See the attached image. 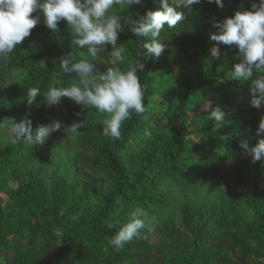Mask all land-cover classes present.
I'll return each mask as SVG.
<instances>
[{
  "label": "trees",
  "instance_id": "trees-1",
  "mask_svg": "<svg viewBox=\"0 0 264 264\" xmlns=\"http://www.w3.org/2000/svg\"><path fill=\"white\" fill-rule=\"evenodd\" d=\"M223 2L224 8L220 9L215 3L204 0L193 5L192 11L185 9V19L174 28L165 26L159 39L166 47L159 59L140 56L142 38L130 31V22L138 15L159 9L157 0H144L143 6L135 5L131 9L121 2L109 10L129 21L117 42L126 57V64L120 67L123 69L139 59L144 64L138 76L145 88L147 111L133 114L131 120L124 122L119 140L104 136L101 123L104 116L92 106L86 109L78 105L69 111L66 124L85 121L78 129L83 132L80 143L90 152L83 158V165L104 174L111 182L109 190L95 193L100 198L95 209L80 202L74 188L61 185L60 193L51 195L34 175L25 177L21 163L31 158V153L23 154L28 145L23 140L8 142L3 137L5 129H0V264H145L154 246L149 242L151 235L159 231L168 234L166 231L172 227L167 225L169 223L153 221L151 231L145 230L140 238L115 250L108 244L109 238L131 219L125 215L118 218L117 208L154 205L166 209L168 196L175 190L194 188L224 176L247 188V206L255 217L248 229L258 239L264 257V190L261 186L264 158L253 163L252 157L239 146L245 138L250 146L258 142L256 129L264 108L251 105V81L226 77L239 62L238 49L220 45L219 54L213 55L211 48L215 42L210 39L216 31V22L233 16L242 7L250 9L251 0ZM58 27L60 31L53 33L41 17V23L32 29L31 36L7 58L0 59V121L15 119L19 122L27 116L35 131L46 120L48 110L43 95L53 81L56 86L64 87L78 82L75 74L69 77L62 72L60 59L73 50L78 59H93L85 49H74L71 26L66 21L60 22ZM111 51L109 44L104 53L98 54L95 62L101 71L109 66L104 63L110 59ZM255 76L254 72L253 78ZM32 87H38L41 95L29 105L27 90ZM216 105L226 116L223 126L214 130L215 122L207 120L205 108ZM145 129L152 135L145 136ZM132 148L136 149L135 154L128 155ZM41 160L50 163L48 156ZM167 190L171 191L167 193ZM186 209L189 213L190 208ZM61 210L63 215L78 217L64 228L63 246L47 234L42 244L35 241L45 220L53 215L61 216ZM210 218L217 222H204L205 211L200 208L197 220L194 217L189 220L209 237L218 235L206 232L214 224L221 226V222L227 220L232 226L242 222L238 208L224 203L210 211ZM188 240L190 246L184 253L171 250L170 243L160 247L158 254L161 257V253L166 254L165 261L158 264L217 261L214 252L217 249L204 240V236ZM238 247L240 251L235 253L233 247L224 246L226 261L218 262L256 264L254 249L243 241Z\"/></svg>",
  "mask_w": 264,
  "mask_h": 264
},
{
  "label": "clouds",
  "instance_id": "clouds-1",
  "mask_svg": "<svg viewBox=\"0 0 264 264\" xmlns=\"http://www.w3.org/2000/svg\"><path fill=\"white\" fill-rule=\"evenodd\" d=\"M121 2L129 9L144 4V0H0V59L7 58L25 38L31 36L32 29L41 23V17L43 24L53 33L60 31L58 25L62 21L71 26L72 46L74 49H85L93 59H78L75 50L62 57V72L69 77L75 74L78 82L64 87L56 86L53 81L44 93V99L49 107L60 104L64 97L86 109L92 106L104 116L101 121L104 136L113 140L121 139L122 126L133 118V114L140 115L147 111L145 88L138 76V70H143L144 64L139 59L123 69L120 67L126 64V57L123 47H118L117 42L125 31L124 26H129V21L109 10ZM157 2L160 5L158 10H148L130 22V31L135 37L142 38L138 54L150 55L155 59H159L166 47L159 39L165 26L174 28L185 19V9L192 11L193 5L201 4L204 0ZM208 3L224 8L223 0H208ZM214 27L216 31L210 35L211 41L215 42L211 48L212 54H219L220 45L238 49L236 59L239 62L231 68L228 74L230 80L251 81V105L257 109L264 108V0H251L250 9L242 7L233 16L216 22ZM109 44L112 46L108 54L110 59L104 63L109 66L101 71L95 61ZM39 95L38 87L29 88L27 103L32 105ZM205 111L208 113L207 120L215 122L214 130L223 126L226 112L219 105L205 108ZM84 124L85 121L74 122L65 131L79 133L78 129ZM62 127V122L53 120L34 131L33 122L27 116L19 122L15 119L0 121V129H6L13 142L23 140L30 146L44 144L52 133ZM144 134L151 136L152 132L145 129ZM256 137L258 142L254 146H250L247 138L241 140L239 145L245 154L252 157L253 163L264 158V115H261ZM59 214L62 216L63 210ZM130 215L131 219L108 240L115 250L140 238L145 230H152L153 218L145 208L136 207ZM71 219L77 220L78 217Z\"/></svg>",
  "mask_w": 264,
  "mask_h": 264
},
{
  "label": "rangeland",
  "instance_id": "rangeland-1",
  "mask_svg": "<svg viewBox=\"0 0 264 264\" xmlns=\"http://www.w3.org/2000/svg\"><path fill=\"white\" fill-rule=\"evenodd\" d=\"M173 50V49H170ZM165 51V50H164ZM177 70L176 68H174ZM227 79L230 76H226ZM78 106L74 101H67L62 98V102L58 105L49 107L47 105V117L43 125L50 123L53 120L62 122L64 127L59 131L54 132L50 135L48 140L44 144H36L33 146H26L23 150V154H32L31 158L26 162H22L21 169L24 172V176L34 175L44 185L49 194L54 195L60 193L61 185L74 188L77 198L83 204L96 208L100 203L99 196L95 195L96 192H103L111 188L110 180L100 172L93 171L91 168H87L83 165V158L89 156L87 149L80 143V136L83 132L78 130L79 133H73L70 130L65 131V128L70 127L65 123L69 111L75 109ZM39 127V126H37ZM36 127V128H37ZM3 137L12 141L13 138L9 132L5 129ZM19 140H16L17 143ZM136 149L132 148L128 155H134ZM48 156L50 163H43L42 158ZM129 158V157H128ZM130 159V158H129ZM131 160V159H130ZM249 172H252L250 170ZM219 178V177H218ZM262 190H264V181L261 182ZM171 190H167L169 193ZM165 192V193H166ZM164 193V194H165ZM166 193V194H167ZM247 188L234 183L229 177H220L217 181H207L203 184L194 188H181L175 190L173 195L168 196L169 205L166 209L159 208L154 205L141 206L145 208L153 221L158 223H169L167 224L172 229L167 230L168 234L159 231L156 235H151L149 242L153 243L154 246L151 249L152 261L149 264H158V261L164 260L165 252L159 253V248H164L170 243L171 250L177 252V249L181 252H187L190 244L189 237L193 236H204V240L209 241L210 244L215 246L214 251L217 261L212 264H221L219 260H225V251H222L224 246L233 247L234 252H239L240 243H247L253 251V260L256 264H264L263 253L260 250L258 239L249 231V226L255 221L251 210L248 208L247 203ZM5 197V196H4ZM228 204L237 207L242 217V222L239 225L235 223L232 226L227 224V220L221 222V226L214 224L213 227L209 228L206 232L210 235L199 232L194 226V223L189 218H198V210L202 208L205 211V220H213L217 222V219L210 218V211L214 210L217 204ZM118 206H116L117 208ZM140 207V206H136ZM117 208V217L126 216L131 217V211L136 208ZM186 208H190L188 213ZM124 216V217H125ZM193 216V217H192ZM73 220L71 217L66 215L56 216L53 215L45 220L41 227V231L36 234L35 241L41 243L45 235H49L51 239L56 240L59 246H63L65 238V229L68 225H72ZM231 226V228H230ZM225 230V231H224ZM224 231V232H223ZM39 237H42L40 240ZM42 244V243H41ZM158 244V245H156ZM236 246V247H235ZM230 253V251H227ZM178 253V252H177ZM161 257V259H159ZM142 261V259H140ZM147 261V262H149ZM165 261V260H164ZM147 262H144L147 264ZM210 261L199 264H209Z\"/></svg>",
  "mask_w": 264,
  "mask_h": 264
}]
</instances>
